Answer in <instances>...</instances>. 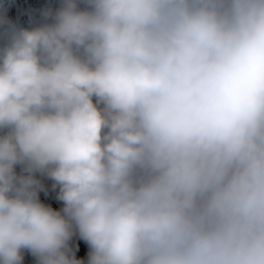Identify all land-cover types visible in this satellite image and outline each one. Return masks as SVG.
I'll return each instance as SVG.
<instances>
[{
  "label": "clouds",
  "instance_id": "9594fccd",
  "mask_svg": "<svg viewBox=\"0 0 264 264\" xmlns=\"http://www.w3.org/2000/svg\"><path fill=\"white\" fill-rule=\"evenodd\" d=\"M40 16H0V264H264V0Z\"/></svg>",
  "mask_w": 264,
  "mask_h": 264
},
{
  "label": "rangeland",
  "instance_id": "374dc122",
  "mask_svg": "<svg viewBox=\"0 0 264 264\" xmlns=\"http://www.w3.org/2000/svg\"><path fill=\"white\" fill-rule=\"evenodd\" d=\"M60 0H0V16L18 27L31 28L43 22L40 16L41 10L59 6ZM9 24H0V46L3 45L5 29ZM46 177L36 173V177Z\"/></svg>",
  "mask_w": 264,
  "mask_h": 264
},
{
  "label": "trees",
  "instance_id": "16d2710c",
  "mask_svg": "<svg viewBox=\"0 0 264 264\" xmlns=\"http://www.w3.org/2000/svg\"><path fill=\"white\" fill-rule=\"evenodd\" d=\"M16 171L18 174H22V170L20 166L16 167ZM39 179L45 188V191H41L39 193L40 200L45 203L46 205H50L54 209H61L63 207V202L57 200V194L59 189L53 188V181L49 179L47 176L42 178L40 176L36 177ZM77 245H79V251H76L77 258L83 259L85 264H87V258H88V246L87 244L79 238L78 235L73 236L72 240L70 241V246L73 249V251L76 250ZM23 264H37L36 259L27 251L23 253Z\"/></svg>",
  "mask_w": 264,
  "mask_h": 264
}]
</instances>
